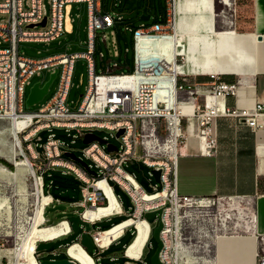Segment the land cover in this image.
I'll return each mask as SVG.
<instances>
[{
  "label": "built area",
  "instance_id": "1",
  "mask_svg": "<svg viewBox=\"0 0 264 264\" xmlns=\"http://www.w3.org/2000/svg\"><path fill=\"white\" fill-rule=\"evenodd\" d=\"M164 1V21H155L151 25L141 23L135 28L125 26L132 33L133 41V70L130 73L115 71L119 66L117 62L108 63L103 71L95 72L93 54L98 32L105 42L103 30L113 27L116 20L122 19L121 16L115 19L110 13L102 12L101 0H49V10L43 0L0 1V14L4 15L0 18V120L11 124L25 122L16 134H21L23 141H29L27 148L34 179L43 181L47 170L59 167L62 173H72L83 183L82 198L71 204L81 208L76 214L90 226L103 218L124 213L110 181L129 195L133 206L126 218L132 222L105 245L100 242L105 230H90L93 249H107L126 230L136 233L134 221L143 220L147 225V236L139 254L131 257L125 254L127 247L124 250V256L128 259L142 261L143 249L149 243L153 229L144 213L153 211L154 223L162 224L159 233L162 241L158 255L160 264H180L184 255L194 259L188 264H214L216 239L220 235L242 231L243 218L240 212L244 207V197L179 194L176 186L179 149L193 135L198 141L199 154L215 155L216 138L211 122L220 115L244 119L257 132L264 126L261 119L264 118V102H257L252 110L229 109L224 98L236 94V82L227 83L217 75H211L214 81L209 86L196 84L191 82L189 74L178 70L177 67L184 60L181 54L175 53L169 58L163 53L158 57L138 55L137 43L144 38L173 36L174 41L178 42L174 23L177 0ZM217 1L221 4L219 14L223 17L220 18L224 21L229 17L230 24H234L236 0ZM75 2H84L86 5L84 52L64 51L35 58L19 51L22 41L50 42L63 33H71L74 21L72 3ZM43 19L44 25L41 24ZM128 49L125 48V51ZM79 57L86 61L88 82L80 103L76 108H71L66 100L74 63ZM55 67V88L47 104H41L35 111H25V92H15V84L38 76L44 70L51 72ZM186 120L193 121V131L185 123ZM52 128H62L67 133L75 129L82 138L85 133H93V128L113 130L115 136L119 130L122 133L116 136L119 144H114V151L108 150L107 144L111 142L106 137H102L106 143L93 140L85 144L84 155L93 163H86V169L78 161L62 157L60 145H63V141L54 133H48L43 142H38L41 140L39 136L36 142H32L40 131H51ZM20 154L28 159L25 154ZM132 161H140L151 170L160 172L159 180L154 178L153 192L146 193L134 175L125 170L123 166ZM149 174L154 177L152 171ZM37 188L41 203L47 198L43 214L49 204L60 200L45 192L44 188ZM109 197L114 199L118 210L101 213L92 219L84 217L87 209L97 210L108 205ZM247 205L244 208H248ZM232 208L235 212L230 211ZM64 220L68 223L66 218ZM79 229L83 231L82 224H79ZM256 258L257 264H264V235L259 238ZM34 263L41 264L37 258ZM0 264H4L3 260H0ZM17 264L29 263L23 259ZM93 264H99V256L93 259Z\"/></svg>",
  "mask_w": 264,
  "mask_h": 264
},
{
  "label": "rangeland",
  "instance_id": "2",
  "mask_svg": "<svg viewBox=\"0 0 264 264\" xmlns=\"http://www.w3.org/2000/svg\"><path fill=\"white\" fill-rule=\"evenodd\" d=\"M2 1V0H0ZM249 0H236V16L244 14V5L248 4ZM47 10H49V0H43ZM215 14L220 18L219 11L221 4L214 0ZM102 12L110 13L115 19L121 16V20L115 21L111 28L103 30L106 35V41L101 39V33L98 32L95 41V51L93 54L95 72L103 71L108 63L117 62L119 66L115 69L117 72H131L133 70V49L130 45L131 32L125 29V26L135 28L141 23L151 25L155 21H162L165 18V1L164 0H101ZM72 16L74 17L73 28L71 33H63L56 40L50 42H31L22 41L19 43V51L29 57H44L58 52H84L86 50V5L84 2L72 3ZM142 14H149L147 20H141ZM0 14V18L3 17ZM235 16V17H236ZM216 17V16H215ZM232 18V17H231ZM221 29V27H220ZM128 47V51H125ZM102 53V55H101ZM48 70H44L40 75L34 76L25 84V99L29 93L30 87L37 81L44 82L49 75ZM88 82V68L84 58L79 57L75 60L71 86L67 95V104L71 108H76L85 93ZM55 88V80L51 83L47 94L38 103L26 107L25 111H35L41 104H44L52 94ZM12 124L6 120H0V158H24L20 153L25 154L29 159V152L27 143L23 141L22 135H18L20 146H14V136L11 129ZM54 133L63 145H60L62 157L64 152L69 151L75 154L87 164L93 165L92 161L85 157L84 148L85 143L82 137L78 136L75 129L64 131L62 128H52L51 131L42 130L33 139L32 142L37 141V137L41 138L38 142H43L48 133ZM82 132H85L82 131ZM92 132L99 137H106L109 142L118 145L119 139L115 136V131L107 128H93ZM77 135V137H74ZM36 150L40 148L35 147ZM139 153V150H137ZM25 159V158H24ZM9 161V160H8ZM10 162V161H9ZM126 171L132 173L136 181L144 189L146 193L153 192L154 177L149 174L151 168L140 161H132L123 166ZM30 172L25 175L20 181H11V174L0 168V198L6 199L5 205L1 206L0 214V260L4 264H17V262L24 259L23 251L31 239L30 233L35 226L32 216L41 205V199L37 197L36 180L32 177ZM44 191L49 192L53 196L59 197L60 201L49 204L43 213L44 221L40 226H48L56 224L60 220H64L70 215L76 214L81 208L72 206V202L78 201L82 198L81 186L82 182L77 179L72 173H62L61 168L57 167L49 169L43 176ZM114 194L117 196L124 213L122 215H111L103 218L90 226V230L105 229L114 223L125 218L132 211V202L129 195L122 190L116 183L110 181ZM46 194V193H45ZM43 201V200H42ZM246 198L242 199V205L245 207ZM242 208L240 214L242 218L249 219L250 207ZM8 208V209H7ZM6 209L8 211H6ZM230 211H234L232 208ZM148 221L153 226V218ZM82 232L79 229L77 232H71L69 236L63 235L59 239H53V244L44 250L34 251L36 258L41 262L42 260H55L63 257H68L66 248L68 244L73 241L79 242L78 235ZM89 235H91L89 233ZM134 233L126 230L124 236L112 243L111 246L103 251H99L96 247L90 252L91 256L96 259L99 256V264H152L151 257L154 254L157 242L151 235L149 243L143 249L142 261H134L128 259L123 254L124 247L132 240ZM40 242L37 241L36 244ZM36 246V245H35ZM194 261L189 256H182L180 264H188Z\"/></svg>",
  "mask_w": 264,
  "mask_h": 264
},
{
  "label": "crops",
  "instance_id": "3",
  "mask_svg": "<svg viewBox=\"0 0 264 264\" xmlns=\"http://www.w3.org/2000/svg\"><path fill=\"white\" fill-rule=\"evenodd\" d=\"M184 1H176L175 14L182 16L187 11ZM211 6L213 33L229 30L239 35H252L254 40L234 41L236 44L230 48L235 55L233 71L196 73L189 69L185 72L196 84L209 86L214 81L211 75H217L227 83L236 82V94L224 98L226 107L252 110L257 102H264V0H249L244 5L245 13L236 16L234 24H230L229 18L223 21L217 17L214 0H211ZM178 25L175 18V33ZM181 27L198 28L193 24ZM261 119L264 122V118ZM185 123L193 131V121L186 120ZM211 128L216 138L215 155L199 154L198 141L193 135L180 147L177 191L182 195H239L246 198L251 209L249 219L243 218L240 233L220 235L216 239L213 259L214 264H257L258 242L264 235V126L255 132L244 119L220 115L212 120ZM233 236L240 241L230 240ZM227 241L237 244L230 249Z\"/></svg>",
  "mask_w": 264,
  "mask_h": 264
},
{
  "label": "bare ground",
  "instance_id": "4",
  "mask_svg": "<svg viewBox=\"0 0 264 264\" xmlns=\"http://www.w3.org/2000/svg\"><path fill=\"white\" fill-rule=\"evenodd\" d=\"M184 5L187 11L182 16H179L178 13L175 14L174 10V23L176 18L177 24H179V27L176 28V34L179 35L177 40L178 42L176 43L174 41L173 36L167 38H144L139 40L137 43L138 55L143 57L145 54H149L152 57H158L160 53H163L169 58L175 53L182 54L184 56V62L177 68L179 71L184 72L188 71L189 69H192L196 73L233 71L234 65H236L233 58L235 55L232 53L230 48L236 44L234 41L240 40L241 42H245L247 39L254 40V37L252 35H239L229 30L213 33L211 22L214 18V13L211 6V0H185ZM195 8L196 11H194ZM218 15L223 17L221 14ZM179 17H181V19ZM190 24H193L198 28L195 30H187L186 28L183 29L181 27H186ZM235 69L237 70L238 67L236 68L235 66ZM239 71L241 72V69ZM242 72H244L243 69ZM30 79L31 78H26V80L15 84V92H25V84ZM44 104H47V101ZM24 125L25 122L12 123L11 129L14 136L13 140L15 147L20 146L16 131ZM6 159L13 164L14 168L10 170L1 163L0 168L11 174V181L18 182L30 172L31 167L29 159H17L14 157ZM35 180L37 187L44 188L43 181H40V179ZM46 201L47 198L45 197L41 205H39L40 207L37 209L34 216H32L35 226H33V229L30 233L31 239L23 251L24 259L29 264H35L34 259H36V257L34 251L37 241H49L69 233V224L65 220H61L53 225L40 226L41 222L43 221V205L46 204ZM5 202L6 199L0 198V208L2 205H5ZM7 209L6 211H8ZM115 210H118L117 204L112 197H109L108 205L100 207L97 210L87 209L84 212V217L92 219L101 213ZM131 222L132 220L126 218L125 220L113 224L110 228L106 229L101 234V244H107L121 232V229L124 226ZM134 224L136 227V236L130 245L127 246L125 251V254L131 257H137L147 236V225L145 221L136 220L134 221ZM235 237L236 236L231 237L230 240L234 239ZM234 240L240 241V239ZM228 241L227 246L230 249H233L237 244H231V242ZM66 253L78 264H93L92 256L80 245L79 242L73 241L68 244Z\"/></svg>",
  "mask_w": 264,
  "mask_h": 264
},
{
  "label": "water",
  "instance_id": "5",
  "mask_svg": "<svg viewBox=\"0 0 264 264\" xmlns=\"http://www.w3.org/2000/svg\"><path fill=\"white\" fill-rule=\"evenodd\" d=\"M149 17H150L149 14H143L140 16V19L141 20H147ZM44 23H45V19H43L41 24L44 25ZM30 26H32V25H30ZM56 72H57V68L55 67L53 69V71H51L49 73L48 78L43 83L37 81L30 87L29 93H28V95L25 99V103H24L26 107L34 105L43 99V97L47 94L48 89H49L51 83L53 82V80L56 76ZM121 133H122V130L117 131L116 136H119ZM93 140H97L101 143H106V141L103 138H100L98 135H96L94 133H85L83 138H82V141L85 144H87ZM107 145H108V150H110V151H114L116 149V146L114 144L109 143ZM64 155L78 161L83 167L88 169L87 164L84 161H82L81 159H79L78 157H76L74 153L66 151V152H64ZM5 160L8 161L7 159H5ZM151 171H152L156 181H158L160 172L158 170H154V169H152ZM91 173L93 174L94 172L91 171ZM153 215H154L153 211H148V212L144 213L145 218H152ZM66 219L69 223V226H70V229L72 232H77L79 230V224L83 225L84 229L80 233L79 243L88 253H90L93 250V242H92L91 237L89 235V231H90L89 223L87 221L82 220L80 218L79 214L70 215ZM161 227H162L161 222H158L157 225L152 229V236L156 239V242H157L156 250L151 257L152 264H160V260H159L158 255H159V252L162 248V241H161L160 236H159ZM53 242H54V240L40 241L36 244L35 250L39 252L41 250L47 249L53 244ZM41 264H76V262L68 256L67 258H62V259L42 260Z\"/></svg>",
  "mask_w": 264,
  "mask_h": 264
},
{
  "label": "trees",
  "instance_id": "6",
  "mask_svg": "<svg viewBox=\"0 0 264 264\" xmlns=\"http://www.w3.org/2000/svg\"><path fill=\"white\" fill-rule=\"evenodd\" d=\"M143 15V14H142ZM162 21H164V19L162 20ZM130 45H131V48L133 49V41H132V33H131V40H130ZM125 48H128V47H125ZM130 73V72H129ZM0 163L1 164H3L4 166H6L7 168H9L10 170H12L14 167H13V164H11L10 162H8V161H6L5 159H2V158H0ZM52 195V194H51ZM53 196V195H52ZM54 198H58L59 199V197H56V196H53ZM60 200V199H59ZM126 219V217L125 218H123V219H121L120 221H123V220H125ZM61 221V220H60ZM120 221H118V222H120ZM59 222V221H58ZM57 222V223H58ZM118 222H116V223H118ZM116 223H114V224H116ZM112 226V225H111ZM111 226H109V227H107V228H105V229H103V230H106V229H108V228H110ZM71 233H69V234H67L66 236H69ZM125 234V233H124ZM124 234L122 235V236H124ZM135 235H136V233H134V235H133V237H132V240L125 246V247H127L132 241H133V239H134V237H135ZM122 236H120V238L122 237ZM119 238V239H120ZM57 239H59V238H57ZM110 246H111V244H110ZM109 246V247H110ZM108 247V248H109ZM125 247H124V250H125ZM124 250H123V254H124ZM90 254V253H89ZM91 255V254H90Z\"/></svg>",
  "mask_w": 264,
  "mask_h": 264
},
{
  "label": "flooded vegetation",
  "instance_id": "7",
  "mask_svg": "<svg viewBox=\"0 0 264 264\" xmlns=\"http://www.w3.org/2000/svg\"><path fill=\"white\" fill-rule=\"evenodd\" d=\"M63 258H67V257H63ZM62 259V258H61Z\"/></svg>",
  "mask_w": 264,
  "mask_h": 264
}]
</instances>
